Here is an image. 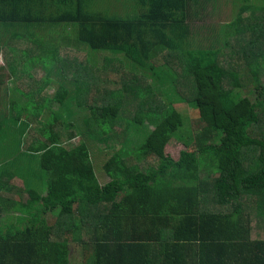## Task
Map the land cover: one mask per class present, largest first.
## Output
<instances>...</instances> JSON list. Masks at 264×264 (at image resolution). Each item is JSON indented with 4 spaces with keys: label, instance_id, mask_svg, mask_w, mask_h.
Listing matches in <instances>:
<instances>
[{
    "label": "trees",
    "instance_id": "1",
    "mask_svg": "<svg viewBox=\"0 0 264 264\" xmlns=\"http://www.w3.org/2000/svg\"><path fill=\"white\" fill-rule=\"evenodd\" d=\"M0 264H264V0H0Z\"/></svg>",
    "mask_w": 264,
    "mask_h": 264
},
{
    "label": "rangeland",
    "instance_id": "2",
    "mask_svg": "<svg viewBox=\"0 0 264 264\" xmlns=\"http://www.w3.org/2000/svg\"><path fill=\"white\" fill-rule=\"evenodd\" d=\"M227 1H230V0H227ZM223 12H224L223 17L225 19H227L231 15V7H228L226 10H223ZM226 16H228V17H226ZM1 41H2V39H1ZM105 55L106 54H104V53H98L96 55H93V57L91 58V61L93 63H95L97 66H100L101 62L103 60V57ZM150 78H152L154 80V78L152 76H150ZM49 95L51 96L52 94L50 93ZM178 112H180V114L174 116L172 118V122L173 123L174 122H179L182 118H184L185 121H187L188 124H189V121L192 118V109L190 108V106L183 105V106L178 108ZM189 145H190V142H188V141H185L184 143H178L176 141H171L170 143H167L165 145L163 151L165 152V154L170 155L172 158L178 159L179 158V154H180V152L182 150H186L187 148H189L188 150H190L191 147Z\"/></svg>",
    "mask_w": 264,
    "mask_h": 264
}]
</instances>
